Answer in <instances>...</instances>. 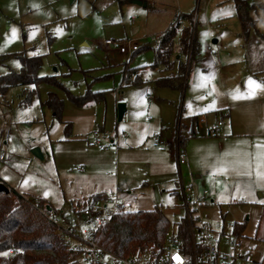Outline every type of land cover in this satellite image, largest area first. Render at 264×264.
I'll return each mask as SVG.
<instances>
[{
  "label": "rangeland",
  "instance_id": "obj_1",
  "mask_svg": "<svg viewBox=\"0 0 264 264\" xmlns=\"http://www.w3.org/2000/svg\"><path fill=\"white\" fill-rule=\"evenodd\" d=\"M159 1L164 2L159 7L162 12L174 15L179 10L186 15V21L176 30L171 57V61L176 64V71L179 69V56L180 62L188 65L187 89L184 93L156 88L154 83H147L142 88H120L121 71L124 67L133 69L154 63L152 48L156 46L155 43L133 58L106 45L108 40L120 41L126 38L139 40L143 44L151 42L154 34L147 31L153 29H144L138 36L128 34L126 37L122 27L113 24L114 17L117 20L123 18L125 24L132 27L130 17L138 18V11L125 6L120 10L117 1L107 10L100 11L89 0H0V157L4 158V161H0V177L9 188L25 198L47 202L53 209L50 217L63 230L74 229L82 236L88 227L83 202L86 193L79 186V180L82 175L94 170L87 166L86 172L73 170L81 166L84 159L97 164L95 169L99 174L98 179L110 181L117 176L125 185L126 179H129L130 196L124 197L128 187H122L121 184L118 185L120 192L117 189L115 191L123 210L148 211L156 203L169 219L171 234L177 232V223L187 213L177 196L172 191L165 190L161 180L155 177V168L143 170L142 164L135 158L130 169H125L124 164H121L124 157L115 153L108 138L99 139L100 144L107 147L106 151H101L88 137L86 141H66L62 139L63 136L59 140H53L60 122L55 119L53 111L45 102L49 92L63 95L55 86L44 82L35 84L37 81L34 76L23 85L5 88L7 82L2 81L1 77L20 73L23 58L40 57L38 78L52 77L75 95L83 94L89 89L92 92H105V96L109 95L118 106H126L124 101H127V112L121 119L119 115L113 119V127L115 126L119 137L124 131L144 134L145 137L152 130L155 123H150L149 115L144 112L147 110L148 98L144 94L141 96L148 90L156 98L161 97L158 92L179 96L177 106L182 108L185 115V107L192 97L201 99V106L204 107L203 102L207 103L217 95L224 96L239 88L242 74H246L242 64L247 53L264 48H255V39L248 42L247 37L243 36L241 23L236 16L235 0ZM251 2L264 3V0ZM183 26L190 27V33L201 48V54L206 53L207 48L214 53H221L223 70L214 72V68L209 74L204 72L200 54L190 63L186 61L185 55H181L179 43ZM216 41H219L218 44H215ZM223 47L230 48L229 52ZM260 55L264 57L262 52L254 54V64L262 60ZM126 60L127 66L124 64ZM154 72L151 76L153 78L158 74ZM139 97L146 104L140 106ZM108 104L105 102L92 108L96 111L101 107L108 108ZM197 107L195 103L190 109L195 110ZM101 126L97 125L96 130ZM105 128L111 131L107 124L104 131ZM104 135L107 137L110 133ZM151 136L149 135V139ZM153 139L154 136L148 146L152 145ZM160 146L162 150H167L166 145ZM35 149L40 150L43 159L33 153ZM192 149L191 144L189 150ZM141 154L139 151L140 157L143 156ZM137 155L138 153H133V156ZM236 164L231 184L227 186V183H222L218 188L220 199L213 195V203H208L210 208L204 215L211 223H215L218 221L215 219H220V215H223L232 223L244 224L245 232L235 249L251 253L255 261L264 264V208H256L259 203H264L261 190H257L256 186L264 185V168L259 170L257 165L251 170V162L244 165L243 162L236 161ZM147 171L153 173V178L145 177ZM192 215L196 217L197 212ZM199 215L202 216L201 211Z\"/></svg>",
  "mask_w": 264,
  "mask_h": 264
},
{
  "label": "crops",
  "instance_id": "obj_2",
  "mask_svg": "<svg viewBox=\"0 0 264 264\" xmlns=\"http://www.w3.org/2000/svg\"><path fill=\"white\" fill-rule=\"evenodd\" d=\"M89 1L96 7L97 10L100 11L107 10L109 6L114 5L116 1L119 5L120 10H122V8L125 6L128 7V9H134L138 11V18H136L135 16L130 17V21L133 24L132 27L126 25V22L123 18L121 20H117L114 17L113 24L118 25L120 28L122 27L126 37H128L129 35L138 36V34L144 29L146 31L153 29L152 31L147 32H149L150 34H154L152 35V37H156V41H151L150 43L147 42L146 44H143L140 43L139 40H136L141 45L140 51L143 48L145 49L150 47L153 43H155V45L157 46L160 35L167 31L171 24L173 26V22L175 20L179 19L180 17L181 19L186 17V15L181 14L179 10L177 12L175 11L174 15L173 13L168 14L162 12L159 7L162 6L164 2H160L159 0ZM177 15H179L178 18ZM237 19L239 20L238 17ZM184 21L186 20H181V23ZM257 29V35L253 33L251 34V36L249 35V38L246 39L249 42L253 41L252 38H254V41L257 44V46L254 47L257 49H259L258 47L264 48V46H261V44L264 43V18L257 22ZM216 42L215 44H218L219 41ZM154 48H152V50ZM198 48V55H201L200 59H202L204 64V72L209 74L210 71L214 68V72L220 71V69L223 70L224 63L222 58L220 57L221 53H214L212 49L207 48L206 53L202 52L201 54V48L199 46ZM223 49L226 52H229L230 50V48L224 47ZM116 51L118 50L116 49ZM140 51L134 52L131 55H123H128L133 58L137 54H139ZM118 52L121 53L120 51ZM259 52L264 53V49L252 51V53L249 52L250 54L247 53L246 59L245 61H243L244 66L242 64V69L246 74H242L243 76L240 79L239 88H235L234 91L231 90L230 93H227L224 96L217 95L213 100H209V102L207 103L203 102L204 107L201 106V99L192 97L190 103L185 107V115H183L182 108L177 106L176 100L179 96H172L164 94L163 92H158L159 94H161V97L156 98L155 95L149 93V90L145 93H142L141 96L145 95L148 98V102L146 104L143 98L139 97L138 101L140 103V106H142L143 103L146 104L147 110L144 112L147 114V116L149 115V122L152 124L155 123L152 126V130L148 132V135H146L145 137L144 134L138 135L130 131H124L123 135H120L119 137V135L115 132V126L113 127V119L115 118V116L118 117V104H116V102L114 103L113 99L110 98L109 95H106L105 101L106 103H109L108 108L101 107L99 108L100 110L96 111H94L92 107L77 108L73 104L68 102L62 95L61 98L65 99L63 119L57 132H55L54 134L53 140H59L60 137L63 136L62 139H65L66 141H86L88 137L93 140L94 144L95 141L98 142V144L95 145L99 146L100 149V147L103 145L100 144L99 139L101 137L108 138L110 140L109 143L111 146H113L115 153H119L122 157H124L121 160V164H124V166H122L125 169L129 168L133 164L132 162L135 158H137L136 161L139 164H142L141 168L143 170L155 168V177L161 180L165 190L172 191L171 193L176 195L178 199L179 196H181L179 185L181 179L186 185L192 184L196 192L199 194L207 191L208 195L203 200V203L199 210L202 212L203 216L204 212L208 210V208H210L208 207V203H213V195L220 199L221 196L218 188L222 186V183H227V186L231 184L230 182L232 181L233 174L234 172H236L237 168L234 166L237 165L236 161L243 162L244 165L247 162H251V170H254L255 166L257 165H259V170L264 168V140H259L264 139V57L260 55L262 60L255 62L256 64L253 63L254 54ZM228 54L231 55V53ZM180 58L181 56L178 57L179 64L182 63L180 62ZM124 64L125 66L128 65L127 60L124 61ZM231 64L232 63H230V65ZM151 65H144L133 68L138 69L137 71L140 73L139 75L136 74L137 77L140 76L141 78L139 86H126L124 73L131 68L124 67V69L121 71L120 88H142L147 83H154V87L156 88L175 91L177 93H184L181 90H175L169 88L168 86H158L156 84L158 80L167 78V76H170V74L172 73L176 75H178V73H182V71L179 69L178 71H176L175 63H173L172 70L165 68L164 66L158 67L157 69H150ZM153 71L158 72L157 76L154 78L151 77ZM186 79L187 77H185L184 83H186ZM250 80L255 81L256 84L261 85V87L256 88L254 84L250 85ZM253 91L255 94L250 95V93ZM124 102L127 106L125 111L126 113L128 110V102ZM195 103L196 105H198L197 109H190V106ZM194 116H198V125L195 126V128L193 127L194 124L192 123V117ZM219 122L223 123L219 134L209 136V129L214 124H217ZM67 124H70V127L69 125L67 127ZM106 124L111 129V131H108L106 128L105 130L107 132L104 131V127L106 126ZM97 125L102 126L98 127V130H96ZM65 128H68L71 131V134L67 137L65 136ZM193 130L194 132H197V137L190 136V132H192ZM108 133H110V135L106 137V135L104 134ZM149 135H152L151 139L153 136L155 137L156 135H160L161 144L166 145L167 150H162L161 146L156 147L154 143H152L153 140L151 141L152 145L148 146L147 144L151 140L149 139ZM181 136L183 138H187V141L182 149H179L178 143ZM187 144L193 145L192 151L189 150L190 145ZM103 147L104 149L100 150L106 151L107 147ZM198 147L201 149L200 152L195 151ZM185 148L187 150H185ZM139 151L140 153H142V157H140ZM178 151H182L187 157L186 164H178ZM134 152L138 153L136 157L133 156ZM198 159L200 161L199 163H197ZM82 163L83 164L81 166L77 167H83L84 171L75 172H86L87 169L85 166H87L91 170H94L90 174L82 175L79 180V186L86 193V197L83 201L85 203L86 209L88 207L90 199L98 196L112 194L116 191V189L120 192V190L118 189L119 184H121L122 187H128L126 196L124 195V197H127L128 195L130 196L131 192L129 191V179H126V185L120 180V177L117 178V176L115 177V180L113 179L110 181L98 179L99 174L95 169L97 164L95 162H92V160L90 159H84L82 160ZM148 176L153 178V173L147 171L145 177ZM236 177H238V175ZM145 184L149 186L147 182H145ZM256 186L257 190H261V192H259L264 198V185H262L261 187H259L258 185ZM129 198L130 197H128L127 200H129ZM259 204L260 205L256 207L258 210L264 208V203ZM156 206L158 205L155 203L154 207L150 210L154 209ZM220 216L221 218L224 217L223 215ZM203 217H205V215ZM220 219L218 218L215 220Z\"/></svg>",
  "mask_w": 264,
  "mask_h": 264
},
{
  "label": "trees",
  "instance_id": "obj_3",
  "mask_svg": "<svg viewBox=\"0 0 264 264\" xmlns=\"http://www.w3.org/2000/svg\"><path fill=\"white\" fill-rule=\"evenodd\" d=\"M235 7L243 35L247 38L253 33L257 35V22L264 18V16L261 17L264 15V3L235 0ZM181 20H186V17L175 20L173 27L160 35L158 44L153 49L155 61L150 69L164 66L172 70L171 57L174 38ZM189 29L190 27L183 28L179 43L181 55H185L187 61L191 62L198 55L199 48L197 40L192 36ZM22 65L20 73L1 77L2 81L7 82L5 88L23 85L36 76L35 81L37 82L35 84L44 82L55 86L57 90L61 91L65 99L77 108L93 107L106 101L103 91L92 92L88 89L83 94L75 95L53 80L52 77L38 78L37 73L41 68L40 57L23 58ZM187 66L186 63H180L181 74L172 73L167 78L158 80L156 84L184 92ZM137 70L130 69L124 73L126 86H139L141 78L140 76L137 77L140 74ZM65 99H62L55 92H49L45 102L53 111L55 119L60 123L63 119ZM192 123L194 128L198 125V116L192 117ZM68 125L70 127V124L66 126L68 127ZM70 134V129L65 128V136ZM190 136L197 137V132L193 130L190 132ZM186 139L182 136L179 138V149L185 145ZM0 184L8 187L2 179H0ZM96 199L97 197L90 199L88 206ZM179 200L183 208L181 196H179ZM51 211L53 209L47 202L43 200L31 201L11 188L8 191L0 192V264H82L79 255L71 249L75 240V230H63L58 227L50 217ZM170 226L169 219L159 206L148 211H126L122 208L110 223L98 232L96 240L105 250L119 256L148 250L161 252L165 245V235L169 232ZM234 226L235 236L241 238L246 226L236 223ZM177 231L180 234L178 236L185 241L189 239L186 216L180 218L177 223Z\"/></svg>",
  "mask_w": 264,
  "mask_h": 264
},
{
  "label": "built area",
  "instance_id": "obj_4",
  "mask_svg": "<svg viewBox=\"0 0 264 264\" xmlns=\"http://www.w3.org/2000/svg\"><path fill=\"white\" fill-rule=\"evenodd\" d=\"M172 27L171 24L169 29ZM151 41H156V37H152ZM106 45L115 47L122 54L129 55L141 48L138 41L129 39L108 40ZM222 125V122L214 124L209 129L208 135L219 134ZM153 143L156 147L160 146L161 136H155ZM95 144L98 142L95 141ZM100 149L104 147L101 146ZM177 159L179 165L187 163V157L182 151H178ZM0 161H4V158L0 157ZM74 171H84V168L76 167ZM179 185L183 208L186 210L188 219L189 239L187 241L178 236L180 235L178 231L172 234L167 232L161 252L148 250L119 256L105 250L97 242L96 235L122 209L119 195L114 192L97 197L85 210L88 227L82 236L74 231L76 243L73 244L72 251L79 255L82 264H263L256 262L251 253L235 249L240 240L234 234L235 223L224 217L211 223L199 215L203 200L208 195L207 191L199 194L192 184L186 185L182 179ZM193 212H197L196 217H193ZM52 221L55 222L53 219Z\"/></svg>",
  "mask_w": 264,
  "mask_h": 264
},
{
  "label": "water",
  "instance_id": "obj_5",
  "mask_svg": "<svg viewBox=\"0 0 264 264\" xmlns=\"http://www.w3.org/2000/svg\"><path fill=\"white\" fill-rule=\"evenodd\" d=\"M125 111H126V106L124 104H119V106H118V115H119L120 119L123 117ZM33 153L37 157L43 159V156H42V154H41L39 149L33 150ZM8 190H9V188L6 185L0 184V192L1 191H8Z\"/></svg>",
  "mask_w": 264,
  "mask_h": 264
},
{
  "label": "snow or ice",
  "instance_id": "obj_6",
  "mask_svg": "<svg viewBox=\"0 0 264 264\" xmlns=\"http://www.w3.org/2000/svg\"><path fill=\"white\" fill-rule=\"evenodd\" d=\"M249 84H250V85H251V84H254L256 88H259V87H261V85H259V84H256V82H255V81H251V80H250V81H249ZM254 94H255V93H254V91L250 93V95H254ZM221 170H223V169H221Z\"/></svg>",
  "mask_w": 264,
  "mask_h": 264
},
{
  "label": "clouds",
  "instance_id": "obj_7",
  "mask_svg": "<svg viewBox=\"0 0 264 264\" xmlns=\"http://www.w3.org/2000/svg\"><path fill=\"white\" fill-rule=\"evenodd\" d=\"M200 150H201V149L198 147L195 151H196V152H200ZM199 162H200V161H199V159H198V160H197V163H199Z\"/></svg>",
  "mask_w": 264,
  "mask_h": 264
}]
</instances>
